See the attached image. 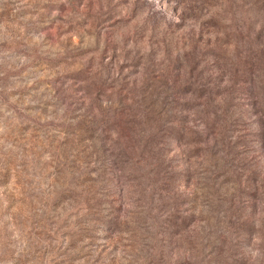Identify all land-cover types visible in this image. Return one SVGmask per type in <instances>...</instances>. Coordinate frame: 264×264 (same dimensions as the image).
I'll return each mask as SVG.
<instances>
[{
  "label": "rangeland",
  "instance_id": "obj_1",
  "mask_svg": "<svg viewBox=\"0 0 264 264\" xmlns=\"http://www.w3.org/2000/svg\"><path fill=\"white\" fill-rule=\"evenodd\" d=\"M0 264H264V0H0Z\"/></svg>",
  "mask_w": 264,
  "mask_h": 264
}]
</instances>
